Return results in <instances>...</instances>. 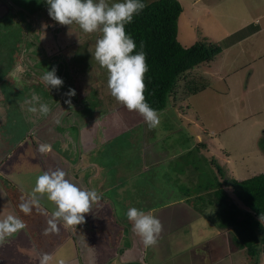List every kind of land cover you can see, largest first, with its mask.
I'll return each mask as SVG.
<instances>
[{"label": "rangeland", "instance_id": "rangeland-1", "mask_svg": "<svg viewBox=\"0 0 264 264\" xmlns=\"http://www.w3.org/2000/svg\"><path fill=\"white\" fill-rule=\"evenodd\" d=\"M6 1L11 9L0 21V80L10 67L15 66L12 56L17 58L19 45L26 44L20 31L30 27L27 18L33 16L38 24L35 30L32 28L33 32L30 29L29 35L31 32L32 37L42 34L56 49L63 47L66 54L84 57L87 62L86 66H80L82 73L91 72L94 62L107 86V71L92 58L100 32L85 34L76 24H58L48 16L46 0ZM3 2L0 0V12L5 6ZM116 2L123 0H109V3ZM179 2L183 7L177 31L180 44L190 46L206 40L222 48L208 65L196 66L186 75L185 80L194 78L192 83L198 91L189 93L184 85L186 81L180 79L166 106L157 111L160 123L153 129L148 128L138 112H130L116 102L113 110L100 115L97 137L91 135L93 141L90 139L89 143L85 135L86 148L82 141L80 149L89 154L88 158L104 166L101 178L105 182L100 190L103 196L115 202L112 214L119 221L125 214V207L119 201L125 196L131 197L133 206L140 205L143 211L152 208L151 213L163 226L155 246L161 245L165 251H179L180 236L189 240L199 239L201 233L207 236L217 233L212 239L215 245L212 251H239L243 264H264V245L259 246L257 256L251 258L229 230L218 226L219 206L211 192L215 187L212 186L221 180L211 157L218 159L226 172L238 180L264 172V0ZM43 19H47L44 24L40 22ZM55 29L63 32L58 40L52 38ZM32 37H29L30 41ZM30 41L26 44L28 48ZM54 41H58V45ZM91 99V104L102 105L100 98ZM9 118L0 124V159L3 152L16 146V140L24 132L17 118L14 121ZM52 132L72 145L76 140L74 151L77 150L78 155V136L74 127L65 131L57 128ZM27 139L6 154L5 162L0 165V220L8 215L19 217V205L30 200L36 179L43 174L38 162L29 158L35 151L33 143ZM42 144L36 142V147ZM59 145L58 142L56 147ZM67 150L73 151V146ZM89 176H82L84 183ZM5 179L24 194L20 195ZM39 203L47 207L53 205L46 196ZM238 205L243 207L239 201ZM33 207L29 215L20 211L21 220L28 221L29 226L37 227L41 233L47 229L51 236L59 234L60 229L55 232L49 229L44 209ZM116 218L110 217L106 221L102 217L98 222L100 232H114L120 225ZM64 231L62 229V233ZM166 234L170 236L166 237ZM86 235L85 227L77 231L79 244L88 246ZM112 238H115L114 234ZM168 238L174 242L171 247L164 242ZM79 244L75 243L78 245L75 249L79 250ZM188 251L192 250L188 248Z\"/></svg>", "mask_w": 264, "mask_h": 264}, {"label": "flooded vegetation", "instance_id": "flooded-vegetation-1", "mask_svg": "<svg viewBox=\"0 0 264 264\" xmlns=\"http://www.w3.org/2000/svg\"><path fill=\"white\" fill-rule=\"evenodd\" d=\"M3 1L5 6L3 5L4 7L0 12V21H2L1 19L4 18L6 13V15H8V11L11 9L7 1ZM46 20L47 19H43L40 20V22L44 24ZM27 21H29L30 27L20 31V36L26 41V44L30 41L29 37H32V28L34 27L35 30L38 24L33 16H29ZM22 24L26 26V23ZM50 27L52 29V25ZM30 29H32V32L29 35L28 32ZM43 31L44 33L46 32V30ZM62 33L63 32H60L58 29H55V33H52V38L58 40ZM34 35L35 34H33L32 40L30 41L31 46H29V48L26 44L25 46L19 45L20 49L17 53V58L15 55L12 56L15 58L13 61L15 66L10 67L7 74L0 80V124L10 116V120L14 121L17 118V121H19L24 128V132L21 134L20 138L16 140V146L10 148L9 152L19 147L21 144L20 141L28 138L27 140L33 143L35 151L31 157L35 156L34 160L38 162L39 168L43 174L47 171L60 169L66 173L65 179L69 180L81 190H98L97 193L100 200L104 202L98 200L92 204L90 212L85 214V223H83V225L89 226L92 217L95 219H99V217L116 218L117 216L112 214L115 211V202L103 196V192L100 190L105 182L101 178L104 166H100V168L97 169L95 164L99 165L98 162L88 158L89 154L80 149L81 142L85 141L84 136L86 132L91 133L93 138L97 137L100 128V115L108 110H113L116 101L110 95L105 79L103 78L104 76L98 72L94 62L91 63V72L88 70L82 73L80 71V66H86L87 62L84 57L78 55L79 58H76L75 55L66 54L63 47L56 49V46L52 45L54 43L45 36H42V34ZM27 36L29 37L27 38ZM58 43V41L55 42L56 45H58ZM75 60L76 62L78 60L81 61L75 63ZM15 63L18 67H16ZM53 68L56 69V76L63 81V84L58 88L48 87L41 79L45 71H51ZM69 90H74L75 94L72 96L67 95ZM33 92L39 95V103H45L49 106L50 111L47 115H41L39 111H37V113H30L27 111L28 107L31 105L26 104L25 101L31 100ZM91 98H100L99 100H101L102 105L96 106L93 103L91 104ZM39 103L35 105L37 108H39ZM11 111H15L18 115L15 113L11 114ZM71 127L77 130L78 155L77 150L74 151L76 140H74L72 145L70 141L68 142L62 138L60 139L58 138L59 136L52 134L53 129L63 128V131H65V129ZM50 129H52L51 133L48 132ZM36 142L50 145L51 151L41 153L39 151L40 145L36 147ZM58 142L60 143L59 148L56 147ZM69 145L70 147L73 146V151L67 150L70 148ZM85 148L86 144L84 142V149ZM9 152L5 151L2 154L5 156ZM3 157L0 159V165L5 162H3L5 158ZM84 174L90 175L87 181L85 178V183L82 179ZM78 175H81V179H78ZM5 180L9 185H12L8 179ZM87 182L89 184H87ZM131 200V197L125 196L123 200L119 201L122 203L123 207H125V214H123V218L120 219V221L116 219L124 226V235L127 241L126 247L132 249V251H147L144 248L141 238L133 230L132 222L127 219L126 215L129 208L135 207L141 211H143L144 208L140 207V205L133 206L134 204ZM103 207H106L108 212L98 215V212H103V210L100 209H105ZM151 209L152 208L148 207V210L144 212H151ZM203 246H206V244ZM92 247V242H88V246H85L88 250ZM149 248L152 251L153 249H158V246ZM130 264H143L140 252L134 254Z\"/></svg>", "mask_w": 264, "mask_h": 264}, {"label": "clouds", "instance_id": "clouds-1", "mask_svg": "<svg viewBox=\"0 0 264 264\" xmlns=\"http://www.w3.org/2000/svg\"><path fill=\"white\" fill-rule=\"evenodd\" d=\"M48 16L60 25L72 24L85 33L100 32L96 40L92 58L97 64L107 71V87L110 95L118 104L128 111L138 112L144 119L149 129L156 128L160 119L157 111L145 102L144 76L148 71L146 53L141 50L135 52L136 43L126 34L125 25L130 24L133 16L139 14L146 4L141 0H123V2L109 3V0H46ZM56 69L45 71L42 81L48 87L58 88L63 84L62 79L56 76ZM74 90H69L67 95H74ZM40 97L32 93L31 100L25 103L31 105L27 111L47 115L50 108L45 103H39ZM67 103H70L66 101ZM39 103V108L35 105ZM41 153L51 151V146L42 144ZM66 173L60 169L47 171L37 177L31 192V198L19 205L20 211L29 215L32 206L39 204V200L46 196L54 206L48 224L52 231H58L57 223L62 221L64 227L72 228L85 223V214L89 213L94 202L100 199L94 190H81L76 185L65 179ZM127 219L132 222L133 230L141 238L147 249L157 244V238L162 231L161 222L151 213L129 208ZM26 223L16 216L8 215L0 220V241L6 237L26 228ZM46 230L45 234H47ZM52 256L44 253L39 264H49ZM58 264H65L63 260Z\"/></svg>", "mask_w": 264, "mask_h": 264}, {"label": "trees", "instance_id": "trees-1", "mask_svg": "<svg viewBox=\"0 0 264 264\" xmlns=\"http://www.w3.org/2000/svg\"><path fill=\"white\" fill-rule=\"evenodd\" d=\"M141 2L146 7L133 16L130 24L125 25V32L136 43L133 54L140 51L143 44L148 65L144 76L145 102L159 111L175 93L180 79L186 81V91L197 92L199 88L192 83L194 78L185 80L186 75L196 66L208 65L222 48L206 40L196 41L190 46L180 44L177 31L183 7L179 0ZM201 146L205 144L201 143ZM211 163L221 177L211 191L213 200L219 206L218 226L229 230L236 243L253 258L257 256L259 246L264 245V172L238 180L231 177L215 157H211ZM238 201L243 207L238 205Z\"/></svg>", "mask_w": 264, "mask_h": 264}, {"label": "crops", "instance_id": "crops-1", "mask_svg": "<svg viewBox=\"0 0 264 264\" xmlns=\"http://www.w3.org/2000/svg\"><path fill=\"white\" fill-rule=\"evenodd\" d=\"M85 135L88 137L87 140L89 143H91V133L86 132ZM84 142L86 144V139ZM20 155L18 154V156ZM29 158L33 160L35 156ZM100 166V164H95L97 169ZM12 185L20 195L24 194L16 185ZM33 206L34 209L35 207L44 209L45 218L47 219H51L52 213L55 210L54 205L47 207L39 203ZM103 208L105 209H100L103 212H98V215L108 212L106 207ZM17 214L19 215V219H23L21 216L22 213L19 210ZM109 218L105 217L104 219L108 221ZM101 219L92 217L89 226L82 224L72 228L64 227L63 222L60 221L57 223L60 232L54 236L45 234V232L41 233L37 227L29 226L28 221L23 220L27 225L25 229L0 241V264H39L40 257L44 253L52 256L49 264H58L60 260H63L65 264H115L113 261L119 264H130L134 254L138 252L142 255L143 264H243V259L239 256L241 254L239 251H212L215 246L212 244V239L216 238L217 233L212 236H207L205 233L202 234L200 232L202 237H199V239L191 238L189 240L188 238L180 236L179 240L182 245L179 246V251H165L161 245H158V249H153L152 251L149 250L150 248L146 249L145 247L147 251H132V249L126 247L127 241L125 240L124 226L120 224L114 232L102 233L98 226V222ZM83 227L88 232L86 242H92L93 244V247L89 250L81 243L79 244L77 240V231L80 232V228ZM62 229L65 230L63 233ZM69 231L71 235H69ZM112 234L115 235L114 239L112 238ZM169 236L166 234V237ZM76 242L79 244V250L75 249L78 246L75 245ZM164 242H167V245L170 247L174 244L171 238H168ZM204 244L206 246H203ZM72 247H74L73 251H69ZM188 248L192 251H188ZM109 249L113 251H105Z\"/></svg>", "mask_w": 264, "mask_h": 264}]
</instances>
